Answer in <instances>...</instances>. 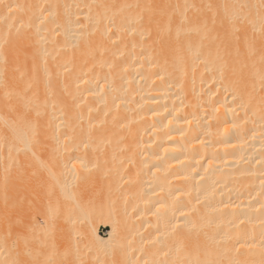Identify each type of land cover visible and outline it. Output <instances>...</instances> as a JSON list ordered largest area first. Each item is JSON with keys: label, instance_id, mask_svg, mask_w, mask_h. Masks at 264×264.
<instances>
[{"label": "bare ground", "instance_id": "6f19581e", "mask_svg": "<svg viewBox=\"0 0 264 264\" xmlns=\"http://www.w3.org/2000/svg\"><path fill=\"white\" fill-rule=\"evenodd\" d=\"M76 228L264 264V0H0V264H73Z\"/></svg>", "mask_w": 264, "mask_h": 264}, {"label": "rangeland", "instance_id": "374dc122", "mask_svg": "<svg viewBox=\"0 0 264 264\" xmlns=\"http://www.w3.org/2000/svg\"><path fill=\"white\" fill-rule=\"evenodd\" d=\"M31 185H28L27 187H26V191H29V193H30V187ZM28 187H30L29 189H28ZM94 191L95 192H93V190H92V195H91V190H90V192H88V194L91 196L90 197V199L91 200H93L94 198H95V200L93 201V202H96V199H98L97 198V191L94 189ZM29 193L28 192H26L25 193V195H27V196H24L26 199H27V201H26V199H24V198H22V196L21 197H19L20 199H19V201H20V205L22 206V203L24 204L25 202H24V200L26 201V202H28L29 200H30V198H28V197H31V195L29 196ZM31 194V193H30ZM96 196V197H95ZM99 197V196H98ZM24 199V200H23ZM104 221H97V223H96V227L98 228V231H99V233L103 236V237H108V235H109V233H110V231H111V228L109 227V226H107L106 224H104L103 223ZM77 229V235L76 236H74L75 237V239L73 240L72 239V242L73 243H70L71 242V240L69 241V240H65L64 241V239L65 238H62V242L65 244V245H63L62 243H61V250H63L61 253H59V256H60V258H61V260L62 261H64V262H66V261H69V262H71L70 260H72V263L73 264H113V262L115 263L116 261H114L115 260V256L113 255H111V256H103V257H101L99 254H97L96 252H94L93 251V249H89L88 247H87V245L86 244H84V242L81 240V239H79V238H81L79 235L80 234H78L79 233V231H78V229H80V228H76ZM77 236L79 237V238H77ZM29 236H27V237H25V239L24 240H26L25 241V244L27 243V241H29L30 242V240L32 239L31 237L29 238ZM23 240V241H24ZM76 240V241H75ZM75 241V242H74ZM82 241V242H81ZM66 242V243H65ZM31 243V242H30ZM75 244V245H74ZM67 245V246H66ZM72 245V246H71ZM86 245V246H85ZM67 248V249H66ZM74 248V249H73ZM60 249V248H59ZM66 249V250H65ZM69 249V250H68ZM60 250V251H61ZM67 250H68V252H70L69 254H68V252H67ZM72 251V252H71ZM66 252V253H65ZM77 252V253H76ZM116 253V252H115ZM67 254V255H66ZM72 256H71V255ZM117 254V253H116ZM64 255V256H63ZM70 255V256H69ZM67 256V257H66ZM75 256V257H74ZM69 257V258H68ZM85 258H87V259H85ZM108 258V259H107ZM112 258H113V260H112ZM113 261H111V260ZM88 261V262H87ZM103 261V262H102ZM111 261V262H110Z\"/></svg>", "mask_w": 264, "mask_h": 264}]
</instances>
